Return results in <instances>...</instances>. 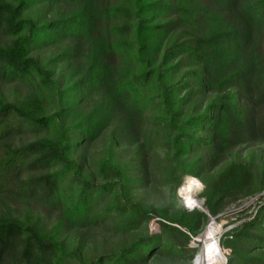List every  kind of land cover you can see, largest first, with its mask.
<instances>
[{"label": "trees", "instance_id": "16d2710c", "mask_svg": "<svg viewBox=\"0 0 264 264\" xmlns=\"http://www.w3.org/2000/svg\"><path fill=\"white\" fill-rule=\"evenodd\" d=\"M39 4L59 6L57 16L43 21L30 16ZM255 30L264 32V0H0V80L27 81L41 90L13 102L0 89V264H69L75 255L62 232L70 224L91 221L94 204L106 195L114 196L113 203L93 216L94 223L106 221L113 211L130 210L131 230L146 232L148 221L158 214L142 203L124 202L132 180L128 169L116 164L109 151L94 168L85 150L75 157L79 141L87 145L96 140L123 110L130 113L127 129L135 139L150 121L154 104L173 115L169 123L177 134L164 148L165 157L178 179L192 170L216 174L207 200L211 215L229 203L224 201L232 192L244 197L264 189V176L255 178L252 163L236 154L242 145L264 140V44L252 42ZM67 41L79 47L91 44L90 63L83 80L66 89L69 109L61 93L58 109L48 114L42 90L57 84L66 71L50 70L34 53ZM70 60L66 52L58 58L67 68ZM92 89L105 92L111 108L89 126L79 122L82 134L76 140L60 122ZM192 102L193 109L205 103L204 111L182 118V107ZM29 130L47 135L18 142ZM194 152L198 157L188 161ZM140 162L148 175L146 154ZM65 176L72 179L68 190ZM100 179L103 184H97ZM15 199L53 204L66 219L48 230L33 211L19 216ZM261 213L234 233L227 264H264V209ZM207 222V215L198 211H183L176 219L194 235ZM184 236L185 241L171 244L172 253L193 251ZM161 254L145 234L120 248L104 247L103 254L86 264H148Z\"/></svg>", "mask_w": 264, "mask_h": 264}, {"label": "rangeland", "instance_id": "374dc122", "mask_svg": "<svg viewBox=\"0 0 264 264\" xmlns=\"http://www.w3.org/2000/svg\"><path fill=\"white\" fill-rule=\"evenodd\" d=\"M59 9L56 4H52V6L39 4L31 11L30 16L43 21L46 17L55 18ZM239 22L243 23L242 18ZM75 42L67 41L59 44H50L45 47L41 46L34 53V56L38 58L42 65L47 66L50 70H56L59 74L63 69L66 71L64 77L59 75L57 84L50 85L42 90L43 94L41 96L44 99L48 114H53L58 109L62 98L61 93L66 96L65 103L69 109L71 94H68L66 89L70 84L83 80L84 71L87 70L90 63L92 45L86 42L84 46L79 47ZM252 42L257 45L264 44V32L255 30L252 35ZM64 52L70 54L69 68L61 61H58V58ZM73 52H75L74 55ZM0 89L7 99L13 102H20L32 93L41 92L35 85L33 86L27 81L0 80ZM91 91L85 102H78L76 109L69 111L68 116L60 122L61 125L70 128L72 137L76 138V140H79L78 138L82 134L77 127L79 122L83 123L84 126H89L92 124L93 118H95L94 122L97 119L101 120L102 113L108 107L111 108V103L105 92H98L96 89ZM183 94L184 91L181 96ZM81 97L82 94L79 93V98ZM193 103L182 107V118L185 119V117L189 118L190 116L202 114L206 104L202 103L201 108L196 106L193 109ZM154 105L152 110L148 112L150 121H146L144 128L142 131L140 130L143 137H139L137 133V138L135 139L131 131L127 129V120L131 117L129 111L123 110L122 113H118L109 120L107 125L100 131L96 140L87 145L82 144L86 140L79 141L78 143L81 144H76L75 157L78 158L79 154L85 150L84 154L89 158V165L94 168L95 164L109 151L116 164L126 167L128 175L132 178L130 184L126 185L127 198H124V202L132 200L136 203H142L144 207L155 210L158 215L153 216L148 221L146 232L143 228L131 230L129 226L132 219L130 210L126 213L113 211L112 216L108 217L106 221L101 220L94 223L93 216L102 213L107 206H110L113 203L114 196L106 195L102 200L97 199V203L93 206V212L90 214L91 221L85 224L82 223L83 225L78 224L77 226L70 224L69 229L65 233L62 232V239L66 240L70 252H72L73 256L75 255V258L69 259V264H79L80 260L86 264L103 254L104 247H108L109 250L120 248L126 242L134 239L135 236L138 237L145 234L155 245L159 246L162 252L158 257L151 258L148 264H191L197 254L201 253L204 256L203 264H224L222 259H218V254L227 259L228 263L229 255L232 253L229 241L234 233L261 216V212L264 209V189L244 197H240L242 195L240 192H232L225 199L224 202L229 203L223 209L215 215L209 213L207 200L212 192L216 174L211 171L197 175V172L192 170L181 179H178L179 173H172V163L170 159L165 157L164 148H167L170 137L177 134L169 123L174 117L169 113L167 114L160 104L156 103ZM196 110H199V112L197 113ZM56 132L57 126L52 128L50 135L55 136ZM193 134L198 137V133L194 132ZM45 135H47L45 131L29 130L20 135L17 141H33L37 137ZM130 136L131 141L124 140L125 137L129 138ZM141 146H144L142 148L143 151ZM144 154L147 156L149 165L148 175L146 176L143 174L140 162L141 156ZM236 154L243 161L252 163L255 178L264 176L263 139L256 142L255 145H242L236 150ZM197 157V152H194L187 160L192 161ZM57 169L61 168L58 167ZM89 170L91 171L92 168L90 167ZM63 181L67 188L66 190H68L72 186V179L70 176H65ZM177 183H179V186H177ZM191 183L197 185L193 194L194 198L204 202V211L198 209L194 211L202 212L208 217V222L199 235H194L176 223V219L179 218L183 211L193 212L185 209L184 200L186 196L182 193L183 188ZM97 184H103V180H98ZM237 197L239 199L236 200ZM14 203L19 216H24L26 212L33 211L34 214H39L44 219V225L48 230L66 219L62 214L63 211L53 204L40 201H32L31 203L27 199H15ZM209 229H211V236L206 235ZM184 235L190 239V247L193 251L172 253L169 247L176 239L185 241ZM221 243L227 257L221 249Z\"/></svg>", "mask_w": 264, "mask_h": 264}, {"label": "bare ground", "instance_id": "6f19581e", "mask_svg": "<svg viewBox=\"0 0 264 264\" xmlns=\"http://www.w3.org/2000/svg\"><path fill=\"white\" fill-rule=\"evenodd\" d=\"M197 184V182H196ZM194 183L188 184L187 186H185L182 190V193L184 194V196H186L185 198V202L188 205L189 208H192L194 206H197L198 208H201L202 206V202H200L199 200L195 199L193 194L195 192V189L197 188V185ZM207 236H211V229H209L206 233ZM200 257V264H203V254H198ZM227 261V259H226Z\"/></svg>", "mask_w": 264, "mask_h": 264}, {"label": "clouds", "instance_id": "9594fccd", "mask_svg": "<svg viewBox=\"0 0 264 264\" xmlns=\"http://www.w3.org/2000/svg\"><path fill=\"white\" fill-rule=\"evenodd\" d=\"M218 259H222L223 262H224V264H227L226 259L223 258V257H221V256H219V254H218ZM191 264H200V257H199L198 254H197V256L192 260Z\"/></svg>", "mask_w": 264, "mask_h": 264}, {"label": "built area", "instance_id": "2783aa9c", "mask_svg": "<svg viewBox=\"0 0 264 264\" xmlns=\"http://www.w3.org/2000/svg\"><path fill=\"white\" fill-rule=\"evenodd\" d=\"M196 199V198H195ZM198 200V199H197ZM200 202H202V206H201V208H198L197 206H194V207H192V208H189L188 207V205L186 204V202H185V200H184V206H185V209H187L188 211H194V210H202V211H204V209H203V205H204V202L203 201H201V200H199Z\"/></svg>", "mask_w": 264, "mask_h": 264}]
</instances>
